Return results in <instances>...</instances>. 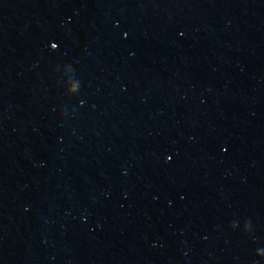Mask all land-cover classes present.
Here are the masks:
<instances>
[{"label":"water","instance_id":"95a60500","mask_svg":"<svg viewBox=\"0 0 264 264\" xmlns=\"http://www.w3.org/2000/svg\"><path fill=\"white\" fill-rule=\"evenodd\" d=\"M0 85L264 195V0H0Z\"/></svg>","mask_w":264,"mask_h":264}]
</instances>
